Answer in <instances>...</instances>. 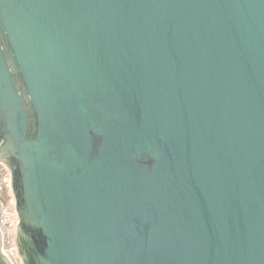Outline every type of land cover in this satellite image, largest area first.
<instances>
[{"label":"water","instance_id":"obj_1","mask_svg":"<svg viewBox=\"0 0 264 264\" xmlns=\"http://www.w3.org/2000/svg\"><path fill=\"white\" fill-rule=\"evenodd\" d=\"M0 162L22 264H264V0H0Z\"/></svg>","mask_w":264,"mask_h":264},{"label":"built area","instance_id":"obj_2","mask_svg":"<svg viewBox=\"0 0 264 264\" xmlns=\"http://www.w3.org/2000/svg\"><path fill=\"white\" fill-rule=\"evenodd\" d=\"M11 172L0 162V233L3 252L12 264H22L15 242L16 225L19 217L15 208V198L11 188Z\"/></svg>","mask_w":264,"mask_h":264}]
</instances>
